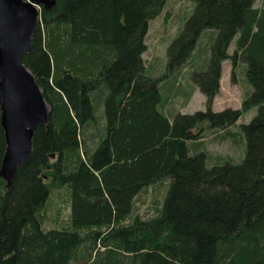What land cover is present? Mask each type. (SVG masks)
Here are the masks:
<instances>
[{
	"label": "trees",
	"instance_id": "16d2710c",
	"mask_svg": "<svg viewBox=\"0 0 264 264\" xmlns=\"http://www.w3.org/2000/svg\"><path fill=\"white\" fill-rule=\"evenodd\" d=\"M166 1L52 0L41 11L21 61L49 106L47 123L35 126L9 181L0 106V264H264V2L193 0L157 75L142 55ZM206 30L214 33L201 58ZM225 60L233 77L244 63L251 90L240 108L214 111ZM189 61L205 108L166 111L163 81L173 88ZM177 89L188 100L191 88ZM252 107L239 125L243 158L210 162L201 131L222 134ZM159 184L162 198L141 215L138 195ZM54 188L65 189L69 213L44 228Z\"/></svg>",
	"mask_w": 264,
	"mask_h": 264
},
{
	"label": "rangeland",
	"instance_id": "374dc122",
	"mask_svg": "<svg viewBox=\"0 0 264 264\" xmlns=\"http://www.w3.org/2000/svg\"><path fill=\"white\" fill-rule=\"evenodd\" d=\"M23 3L29 0H20ZM264 0H255L254 5L261 7ZM193 0H167L162 12L149 22V27L146 35L147 49L142 57L147 69L151 70L157 75H162L165 71L166 62V46L178 34L185 18L191 13L193 8ZM52 5V0H40L36 4L38 11L37 18L40 19V14L43 9H48ZM214 33L212 30H206L200 37L195 49V54L201 58L208 54V41L210 34ZM207 47V48H206ZM235 48V39H233L228 47V52L232 53ZM197 56V57H198ZM199 60V57L197 58ZM207 58L205 57L206 62ZM200 63V60L198 61ZM201 66H196V69H201ZM194 65V64H193ZM191 61L177 71L174 87L168 90V82L163 81L162 85H166L165 93L171 96L169 102L166 104V111H179L183 113H192L199 109L205 108V97L200 90L195 86L191 80L189 72L193 66ZM189 77V78H188ZM175 81V82H174ZM163 86V88H164ZM186 86L188 91L192 90L188 100L185 101L183 92H178L177 87ZM250 92L251 85L247 82L245 77V65L239 61L235 68V76H232L231 61L225 60L222 63V75L220 78L219 93L215 96L212 109L214 111L222 110L227 107L240 108L243 98L246 93ZM48 109V106L46 107ZM257 107H252L248 111L242 113L239 117L236 126H232L228 130L217 132L210 128H205L201 131L202 137L199 141L202 143L205 150L209 153V161H213V157L230 158L233 163L239 162L244 156V139L240 133L239 125L247 123L255 115ZM30 129L29 127H27ZM229 132V133H226ZM224 133V134H223ZM217 135V136H216ZM30 134L26 135V140L29 142ZM192 140L191 143H193ZM28 145L24 148L21 154L25 153ZM18 153L16 160L21 156ZM6 171L2 170L1 175ZM3 177V176H2ZM4 178V177H3ZM162 184L149 186L146 190L138 195L136 200V211L141 215H151L158 199L162 198ZM63 191L65 189L54 188L50 194V199L46 205V211L43 215L44 228L60 227L68 217L69 207L68 203L63 199ZM65 201V202H64Z\"/></svg>",
	"mask_w": 264,
	"mask_h": 264
},
{
	"label": "water",
	"instance_id": "95a60500",
	"mask_svg": "<svg viewBox=\"0 0 264 264\" xmlns=\"http://www.w3.org/2000/svg\"><path fill=\"white\" fill-rule=\"evenodd\" d=\"M39 1L0 0V106L7 144L1 172L6 169L2 176L7 181L31 150V138L27 142L26 135L31 137L38 123H47L49 106L32 72L21 61L30 48ZM18 153L21 156L16 160Z\"/></svg>",
	"mask_w": 264,
	"mask_h": 264
}]
</instances>
